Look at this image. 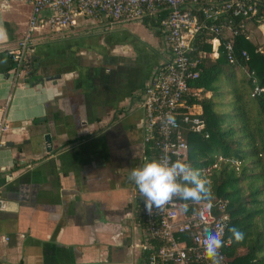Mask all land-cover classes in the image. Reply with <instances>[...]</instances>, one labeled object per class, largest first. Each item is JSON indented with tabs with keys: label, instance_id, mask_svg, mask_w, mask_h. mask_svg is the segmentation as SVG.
<instances>
[{
	"label": "crops",
	"instance_id": "0c3cea01",
	"mask_svg": "<svg viewBox=\"0 0 264 264\" xmlns=\"http://www.w3.org/2000/svg\"><path fill=\"white\" fill-rule=\"evenodd\" d=\"M22 2L19 19L0 11V264H141L140 201L123 170L145 157L137 94L163 59L159 34L97 18L51 31L44 7L31 65L14 73Z\"/></svg>",
	"mask_w": 264,
	"mask_h": 264
},
{
	"label": "built area",
	"instance_id": "2783aa9c",
	"mask_svg": "<svg viewBox=\"0 0 264 264\" xmlns=\"http://www.w3.org/2000/svg\"><path fill=\"white\" fill-rule=\"evenodd\" d=\"M22 1L29 4L30 10L17 44L8 52L14 73L25 67L39 25V13L44 7L51 10L45 19L51 31L63 33L77 19L97 18L105 26L147 23L159 34L163 59L152 68L137 94V103L143 111L140 120L143 148L148 144L155 149L153 158L145 155L143 164L165 156L171 161L189 162L186 135H208L201 117V100L209 95V90L191 83L199 75L201 57L214 59L222 53L229 64L250 79V95L264 98V87L248 67L246 49L234 46V37L240 31H245V37L250 39L247 23L253 21L261 33V41L254 43V50L264 52V0ZM199 34H205L203 40L209 43L208 50L196 48L194 40ZM169 113L176 117L175 126L166 121ZM5 127V121L1 120L0 133ZM216 164L217 160L192 167L207 179ZM133 189L140 201L143 264H211L202 247L205 225L197 215L199 206L184 212L183 202L173 201L163 209L153 208L149 214L135 183ZM211 203L206 209L207 226L221 232L224 240L221 264H228L224 253L230 245V237L225 234L229 220L226 200L216 198Z\"/></svg>",
	"mask_w": 264,
	"mask_h": 264
},
{
	"label": "trees",
	"instance_id": "16d2710c",
	"mask_svg": "<svg viewBox=\"0 0 264 264\" xmlns=\"http://www.w3.org/2000/svg\"><path fill=\"white\" fill-rule=\"evenodd\" d=\"M204 37L199 34L194 40L199 50L209 49ZM234 46L246 49L248 67L264 87V52L254 50L245 31L235 35ZM25 64L30 67L31 60ZM198 66L199 75L191 83L209 90L201 100V117L208 135H186L188 161L200 166L220 157L207 180L212 200H226L229 220L225 234L230 237V245L224 253L228 264H264V98L250 95V79L243 72L237 73L238 69L222 53L214 59L201 57ZM154 153L153 146H144L149 159ZM187 203L188 211L193 205ZM232 226L244 233L242 242L232 238Z\"/></svg>",
	"mask_w": 264,
	"mask_h": 264
},
{
	"label": "clouds",
	"instance_id": "9594fccd",
	"mask_svg": "<svg viewBox=\"0 0 264 264\" xmlns=\"http://www.w3.org/2000/svg\"><path fill=\"white\" fill-rule=\"evenodd\" d=\"M7 8V4H0V11ZM6 30L0 26V41L6 40ZM2 62H6V57ZM169 125L175 126L176 117L169 113L166 115ZM126 178L133 181L144 198L145 208L152 213L153 208L163 209L173 201H182L184 211H187L191 202L193 206H199L197 215L205 225L203 230L202 247L206 259L211 264H221L223 257L220 249L224 246V240L220 231H213L207 226L206 209L212 206V192L210 182L202 178L200 172L194 169L190 162L184 160L171 161L165 156L146 162L141 167L124 169ZM232 238L236 242L244 240V233L237 227L229 228Z\"/></svg>",
	"mask_w": 264,
	"mask_h": 264
},
{
	"label": "rangeland",
	"instance_id": "374dc122",
	"mask_svg": "<svg viewBox=\"0 0 264 264\" xmlns=\"http://www.w3.org/2000/svg\"><path fill=\"white\" fill-rule=\"evenodd\" d=\"M2 2L7 3V8L4 9V13L7 16H11L15 19H19L23 16V12L26 8V5L21 0H2ZM124 25H127V27L130 30H133L137 35L144 37L148 41H156L157 39L153 38L147 27L144 25H141V23L136 22H125ZM122 24V25H123ZM144 24V23H142ZM115 27H119L121 24H115ZM255 34V32H254ZM256 40L260 38V35L256 32V35L254 37ZM255 41V40H254ZM237 73L241 72L239 70H236ZM220 99L222 96L219 97ZM219 159V156L216 158ZM194 168H197L199 166H193Z\"/></svg>",
	"mask_w": 264,
	"mask_h": 264
}]
</instances>
